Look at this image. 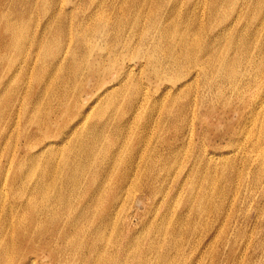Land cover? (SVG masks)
Returning a JSON list of instances; mask_svg holds the SVG:
<instances>
[{"label":"rangeland","instance_id":"rangeland-1","mask_svg":"<svg viewBox=\"0 0 264 264\" xmlns=\"http://www.w3.org/2000/svg\"><path fill=\"white\" fill-rule=\"evenodd\" d=\"M248 1L250 3L252 0ZM136 2L138 0H0V57L3 56V61H0V91L8 89L9 92H13L14 89L18 88L20 82L23 83L20 86L28 91L34 88L39 90L40 87L48 83L49 74L54 70L39 66L38 63L32 64V61H29L32 54H28V51L19 59V56L16 58L18 61H15L14 66L13 57H10L5 48L10 37L5 34L4 16H10L14 19L20 18L26 24L28 23L36 34L37 31H41L40 25H43V27L45 24L52 26L53 23L55 30L63 31L59 35L61 44L65 51L70 52L65 56L68 60L61 66L63 70L59 71L57 75L60 78L58 85L65 82L66 75L69 78V83L66 87L62 86V89L59 86L57 87L59 90L57 96L59 97L56 99V104L58 103L59 107L51 109V106L46 105L42 126L27 127V124L23 123L32 107L30 110L21 112V117L16 122H11L10 118L7 117V110H0V120L4 117L0 123V212H6L7 210H9L8 212H15L16 205L20 201L26 202L28 200L26 197L23 198V195L17 194L16 189L14 190L13 178L19 181L24 180L23 182L31 190L49 187L52 190L58 188L56 193L47 191L44 196L36 199V202L42 204L39 209L40 212H53L55 210V212H63L64 215L68 212H84L87 210L86 206H88L90 198L84 187H89L86 179L91 173L94 172V175L98 177L97 184L93 185V190H96L98 185L104 186L106 194L102 200L105 202L108 194L107 200L109 201L112 192L121 185L118 182H121L122 177L119 178L116 175L127 169V163L132 158H138L137 160L141 162L143 168L144 165L147 166L146 161L149 156L154 154L152 157L154 164L159 169L160 165L167 167L165 172L159 171L162 176H175L167 181V183L170 182L168 185L172 187L171 190L175 188L178 181L183 185L182 195L175 196L173 199L176 202L177 209L175 212H170L167 217L170 223H175L181 213L194 212L193 210L183 211L181 207L187 202L186 196L189 191L193 189L200 195L199 191L206 187L202 180L193 181V175L196 172H200L207 177L210 175L207 171L206 161L204 162L203 159H207L208 156L232 152L236 153L235 156H233L234 154L231 155L234 157L235 162L232 174L234 177L236 174V182L229 183V186H226L224 179L219 176L218 187L222 191V196L216 195L213 197L207 211L214 212L216 208H219L220 212H234L231 219L236 218L243 221L241 231L238 233V235L241 234L239 235L240 240L233 244L232 250L230 248L225 250L227 254H230V256L225 257L227 261L225 264H244L243 260V262L237 263V256L243 254H246L245 262L251 257H259L256 264H264V252L262 251L264 249L262 246V242H264V112L260 111L258 114L251 116L247 108L252 103L256 104L264 101V84L262 88H258L263 82L259 76H264V70L258 76L253 74L256 64L259 65L262 62L264 68V58L260 59L259 54H257L252 58L251 66L246 60L243 62L238 61L239 63L242 62L238 64L237 69L243 74L239 80V85L243 91L234 90L230 84L224 83L226 94L221 97L213 96L217 90L216 85L213 84L207 87L201 70L195 68L194 65L189 67L186 72L182 69V75L180 77L174 76L173 79L169 74L170 71L167 70L157 74L151 62L154 60V56L156 57L153 44L157 43L160 34L156 33V35L151 29L147 39L141 41L139 33L129 32L128 29L135 30L130 24L138 18L136 15L143 13L140 18H143L141 24L149 22V18L153 16L156 17L153 19L154 30H157L156 26L165 14L168 15L165 19L166 22L175 20L174 23L168 22L175 31H179L181 27H186L189 22L188 18L195 19L192 22L193 29L189 33L194 42L201 43L199 49L204 46L202 42L206 41V37L213 36L210 26L215 27L222 18L219 15H213V18H211L209 8L206 6L212 0H178L176 6H174L175 0H154L152 5L144 8V11L135 7ZM100 3H103L101 8ZM15 6L19 10L14 13ZM60 6H63L62 11H58ZM249 12L251 14L248 16ZM87 14L98 18L101 14L107 16L103 18L107 20V26L115 32L111 34L113 36L112 42L118 40V38L121 39L123 35H126L127 40L124 43H114V49L109 52L107 49V34L102 31L94 34L92 29L88 39L92 42L91 44L96 43L98 48L90 50L89 45L82 44V49L86 50L87 48V51L90 50L91 53L87 55V53L84 54L82 51H78L76 56L73 53L76 42L75 27ZM243 14V20L240 22V26H243V28L237 31L241 34L247 32L244 29L245 26L249 25L250 28V26L258 24L254 10L245 9ZM94 24L96 31L99 30L100 27L97 22H94ZM145 26L147 25H144L142 31L150 28H145ZM69 28L72 29L75 35H73L71 48L68 50V43L65 39L70 30ZM261 33L264 36V28ZM129 36L131 43H129ZM138 39L140 40L138 41ZM224 40L220 41L215 50L216 54L224 55L222 47ZM144 43L149 44V50L138 49ZM149 52L150 54H148ZM116 54L117 57L114 56ZM233 55L234 53L231 52L230 56L233 57ZM116 58H120V60L113 61ZM129 60L138 63V67L126 80L127 84L123 86V89L127 87V92H129L131 83L138 85L140 91L143 90L144 94L148 92L150 95L158 89H163L164 86H161L163 83L165 85L175 83L177 87H181L189 82L185 92L188 95L189 111L186 112L185 119H180V121L178 119V121L172 122L168 129L163 130L162 127L167 124L164 119H168L166 113L160 111L151 120L149 117L152 116V113H150L149 103L145 102L131 116L125 113H116L115 107H111L105 111V115L101 116L100 120H89L85 127H81L72 139L69 137L68 140L60 142L57 135L60 134L61 129L68 131L66 128V126L69 127L68 123L77 117L80 110H85L86 106L91 103L90 100L89 102L85 101L86 103L80 101L76 104L71 93L73 88L80 87V84L86 86L85 82L91 79L84 94V98L88 97L92 94L93 90L91 88L95 77L103 71V68L108 66V69H111L110 71H114L111 74L120 72L122 77L126 71L121 68L118 70L116 65ZM197 74L201 77L194 80ZM116 77L117 75H112L108 78L106 84V88L110 89L108 93L120 86L118 85L120 82H117L118 78ZM244 91L248 96L241 98ZM127 92L124 96L125 99L121 102V107L124 108L123 111L129 112V108L134 103L131 100H135L136 97L132 95V91ZM3 95L6 97L8 95L7 91ZM153 99L149 98L148 100L152 102ZM8 100L10 101V98ZM21 100L23 101L19 94H14L12 104L16 101L20 103ZM92 101H94L92 106L95 109L98 108V110L104 104V102ZM18 104L15 106L16 108ZM25 106H29L28 101L25 102ZM159 116L161 117L159 118ZM23 117L24 121L22 120ZM148 124L151 125L148 126ZM175 125L180 129L179 131L175 129ZM40 127L43 128V133L47 132L51 138H44L40 145L33 143L29 151L23 150L26 139L30 138L32 133ZM105 127L107 129L102 131ZM179 133H184L187 139L185 142L178 140ZM230 139L237 145L230 147ZM52 141L58 144H53L50 147L45 146ZM134 152H136L135 155H133ZM21 160L26 165H21ZM50 162L51 166H49ZM246 162H250L251 169H247ZM65 163L70 164L67 173L62 170ZM32 168L37 170V174L32 172ZM259 169L263 172V176H261L260 182L258 180V183H255ZM77 171L81 173L80 185L76 184L78 187L80 186L78 191L73 190L75 184H67L68 179H71ZM113 178L115 179L113 180ZM140 182L139 178L138 185L130 188L132 191L130 198L125 199L128 195L126 194L122 202L123 210H126L129 206L124 219L125 222L131 223V231L123 228L121 223H114L110 226L108 234L111 239L109 243H105L111 244L110 250L117 251L118 249L123 255L125 247L128 248L145 242L146 235L154 231V226L151 227L150 223L154 222L152 219L159 218V215H155L156 212L161 215L166 214L162 205H159L160 200L155 201V198H152L153 195L144 191L143 184H139ZM21 186L22 183H19L18 187ZM15 196L18 197L15 198ZM134 200H140L142 203L134 207ZM155 203L158 206L154 205ZM193 216L194 213H192ZM209 218L210 225L215 228L213 232L217 228L223 227L225 220L228 219L227 214L218 220L213 217ZM224 230L223 232H217L220 242L216 244L214 242L208 250L209 258L214 260L213 264H217L215 257L218 249H220L218 246L228 236V229L225 228ZM201 233L202 231L197 234V237ZM202 235H206V239H208L212 236L211 230L203 232ZM202 237H199L198 240H201ZM192 241L191 237L183 235L180 243L184 245ZM114 245L116 248L112 249L111 247ZM59 246L62 247L63 244L60 243ZM59 246L57 248H60ZM94 259H97V257H94ZM42 262L52 261L48 259L42 260Z\"/></svg>","mask_w":264,"mask_h":264},{"label":"bare ground","instance_id":"bare-ground-1","mask_svg":"<svg viewBox=\"0 0 264 264\" xmlns=\"http://www.w3.org/2000/svg\"><path fill=\"white\" fill-rule=\"evenodd\" d=\"M153 3L154 0H138V2L135 3V7L144 11L145 7ZM177 3L178 0H175L174 6H176ZM240 3L241 0H212L211 3L209 2L206 7L209 8L211 18H213V15H219L222 20L215 27H212V25L210 26V31L213 32V36L206 37V41L202 42L204 45L202 49H199L201 43L194 42L189 33L193 29L192 22L195 20L193 18L187 19L189 22L186 27H181L179 31H175L171 24H168V22L174 23L175 20L166 22L165 19L168 15L165 14L164 17L162 16L159 20L156 26L157 30H154L153 19L156 17L153 16L149 18V22L141 24L143 19H140L143 15L141 12L142 14L136 15L138 18L130 24L135 30H128L129 32L139 33V35H141V41L147 39L151 29L155 34H160L157 43L153 44L156 57L154 56V60L151 62L157 74L167 70L168 72L170 71L169 74L171 79H173L174 76L180 77L182 75V69L186 72L189 67L194 65L196 66L195 68L201 70L204 83L207 87L213 84L216 85L217 90L213 96L221 97L226 94V86L224 83L230 84L234 90L243 91L242 87L239 85V80L242 78L243 74L237 69L238 64L246 60L251 66L252 58L257 54H259L260 59L264 58V36L261 33L264 28V0H252L250 3L248 0H242L241 5ZM99 6L101 8L103 3H100ZM248 8L254 10L256 19H258V24L250 26V28L249 25L245 26L244 29L247 30L245 34L237 33V31L243 28V26H240V22L243 20L245 9ZM16 10L19 9L15 6L14 13ZM62 10L63 6H60L58 11ZM250 14L251 12H249L248 16ZM103 17L107 16L101 14L100 18H98L97 16L87 14L83 16L82 21L76 24V42L73 51L76 56L78 51H82L84 54L87 53L88 55L91 53V49L98 48L96 43L91 44L92 42L88 39L92 29L94 34L96 32V34L100 33L99 31L107 34V49L109 52L114 49V43H124L127 40L126 35H123L121 39L118 38V40L112 42L113 36H111V34L113 30L111 27L107 26V20ZM3 21L6 27L5 34H8L10 37L5 48L10 57H13L12 62L14 66L15 61H18V59L24 56L28 51V54H32L29 60L32 61V64L38 63L39 66L41 65L42 67L54 70L49 74L48 83L40 87L39 90L34 88L35 90L32 89L28 91L20 86L23 84L20 82L17 86L18 88L14 89L13 92H9L8 89L0 91V110H7V117L10 118L11 122H16L20 119L21 112L28 109L30 110L32 107L31 112L27 113L25 121L23 117V123H26L27 127L41 125L45 116L46 105L51 106V109L59 107L58 103L56 104V99L59 97L57 96L59 92L57 87L59 86V88L62 89V86L66 87L69 83V78L66 75L65 82L58 85L60 78L57 75L59 71L63 70V68H61L63 63L68 60L65 56L70 53L69 51H65L61 44L59 35L62 34L63 31L59 32L55 30L52 23V26L45 24V28L43 25H40L41 31H37L38 33L36 34L32 31L31 26L20 18L14 19L10 16H4ZM94 22H97L100 27L97 31ZM144 25H147L145 28H150L146 31H142ZM69 29L65 39L68 43V50L71 48L73 35H75L72 29ZM198 29L201 30L199 27ZM174 33L176 39L174 38ZM222 39H225L222 45L224 55L216 54L215 50ZM139 40L140 39H138V41ZM129 43H131L130 36ZM82 44L89 45L90 50L87 51V48L86 50L82 49ZM148 48H150L148 43L141 44V47H138L139 50L144 51L149 50ZM32 50L34 51L31 52ZM150 52L148 54H150ZM231 52L234 53L233 57L230 56ZM114 56L117 57V54ZM17 57L18 59H16ZM119 60L120 58H116L113 61ZM0 61H3V56L0 57ZM124 61L116 66L118 70L121 68L127 73L125 72L121 77L120 72L111 74L114 71H110L111 69H108V66L107 68H103V71L95 77V81L91 88L93 91L90 96L84 98L86 87L91 81L90 77H88L90 80L85 82L86 86L85 84H80V87L77 86L73 88L71 93L76 104L80 101L81 103H86L85 101L89 102L90 100L91 103L86 106L85 110H80L77 117L68 123L69 127L66 126L68 131L63 130V128L61 129L60 134L57 135L60 142H64L66 139L68 140L69 137L72 139L80 131L81 127H85L89 120H100L101 116L105 115V111L111 107H115L116 113H125L131 116L134 115L145 102L149 103L150 113H152V116L149 117L151 120L154 119L156 116L155 114H158L160 111L166 113L168 119H164V121L168 125L165 124L162 127L163 130L168 129L172 122L178 121V119L179 121L180 119H185L186 112L189 111L188 95L185 93L189 82L181 87H177L175 83L173 85H165V83H163L161 84V86H164L163 89H158L150 95L148 92L144 94L143 90L142 92L140 91L138 85L131 83L129 92L132 91V95L136 98L135 100H131L134 103H132L129 108V112L123 111L124 108L121 107V102L125 99L124 96L127 92V87L123 89V86L127 84L126 80L129 79L131 74L138 67V63L134 60ZM238 61L242 62L239 63ZM238 68L240 69V67ZM92 70L94 71V69ZM263 70V63L261 62L259 65L256 64L253 74L258 76ZM112 75H117V82H120V84H118L120 86L117 89H112L111 93H108L110 89L106 88V84L108 83V78ZM200 77L201 75L197 74L194 80ZM259 78L263 81L258 87L260 89L264 84V76H259ZM6 91L8 95L5 97L3 93ZM65 91L67 92L66 89ZM14 94H19L23 101L21 100L20 103L16 101L12 104ZM245 96H248V94L244 91L241 98ZM9 98L10 101L8 100ZM149 98L154 99L151 102L148 100ZM92 100L98 103L104 102V104L100 106L98 110V108L95 109V107L92 106L94 103ZM26 101L29 102V106H25ZM17 104L18 107L16 108L15 106ZM247 108L251 116L258 114L260 111L264 112V101L256 104L252 103ZM160 117L161 116H159V118ZM49 118L51 121V116ZM2 119H4V117ZM77 119L78 121H76ZM47 121L49 122V120ZM150 125L151 124H148V126ZM176 126L177 125H175V129L179 131L180 129ZM106 127L103 128L102 131L106 130ZM49 136L50 134L47 132L43 133V128L40 127L32 133L30 138L26 139L23 150L29 151L33 143L40 145L44 138H51ZM178 140L182 142L187 140L184 133L178 135ZM53 144L58 143L52 141L45 146L50 147L53 146ZM235 145H237V143L230 139L229 146L232 147ZM135 153L136 152H134L133 155H135ZM232 154L235 156L236 153L226 152L220 155L208 156L207 159H203L204 162L206 161L205 164L207 165V171L210 175L207 177L200 172H196L193 175V181L202 180V183H204L206 187L199 191L200 195L197 191H193V189L189 191L186 196L187 202L181 207L183 211L193 210L194 212L181 213L178 219L175 220V223H170L167 217L170 212L176 211L177 205L173 199L175 196L182 195L183 185L178 181L175 188L171 190L172 187L168 185L170 182L167 183V181H170L175 176H162L159 171L165 172L167 167L160 165L159 169L152 159L154 154L149 156V159L146 161L147 166L145 167L144 165L145 168L141 167V162H138V158H132L131 161L127 163V169L123 173H118L116 175V177H122L121 182H118L121 185L112 192L109 201L107 200L108 194L105 198V202L102 200L103 196L106 194L104 186L98 185L96 190H93V185L97 184L98 177L94 175V172L91 173L90 176H88L87 173L88 178L86 179V183H88L89 187L85 186L84 188L85 192L89 193L90 198L88 206H86L87 210L84 212H68L65 215L63 212H55V210L53 212H40L39 209L42 207V204L41 202H36V199L40 196H44L47 191L56 193L58 188L56 187L52 190L49 187L31 190V188L27 187L26 183L23 182L24 180L19 181L13 178L12 183L14 190L16 189L15 191L17 194L23 195V198L26 197L28 200L26 202L20 201L22 204L20 205L19 203L16 205L15 212H8L9 210L0 212V264H213L214 260L209 258L208 250L214 242L215 244L220 242L217 232H223L225 231L224 229L227 228L229 231L227 234L228 236L221 241L222 244L218 246L220 249H218V253L215 257L217 264H225L227 262L225 257L230 256L225 250L229 248L232 250L233 244L240 240L239 235L241 234L238 235V233L241 231V227L243 226L241 224L243 221L236 218L231 219L234 212H220L219 208H216L214 212H208L207 210L210 207L213 197L216 195L219 197L222 196V191L218 187L219 176L224 179V184H226V186H229V183L232 184L236 182V174L235 177L232 174L234 172L233 166L235 163L234 157L231 156ZM20 164L26 165L22 160ZM246 164L248 166L247 169H251L250 162H246ZM49 166H51V162ZM69 167L70 164L65 163L63 164L62 170L67 173ZM32 172L37 174V170L34 168H32ZM261 176H263V172L259 169L256 174L257 180L255 183H258V180L259 182L261 181ZM139 178L141 180L139 184H143L144 191L153 195L152 198H155V201L160 200L159 205H162L166 214L163 213L161 215L156 212L155 215H159V218H156V220L152 219L154 222L150 223L151 227L154 226V231L148 234L149 237L146 235L145 242H141L132 247H125V253L123 255L118 249L117 251L110 250L109 247L111 244L105 243H109L111 239L108 234L110 232V226L114 223H121L123 228L131 231V223L125 222L124 219L129 206L126 210H123L122 202L126 194L128 195L125 199L130 198L132 192L130 188L138 185ZM80 179L81 173L77 171L71 179H68L67 184L73 183L75 185H80ZM114 179L115 178H113V180ZM19 183H22L20 188L18 187ZM134 183L136 184L133 185ZM78 185L73 186V190L78 191L80 187H78ZM17 197L18 196H15V198ZM141 203L142 201L140 200H134L133 206L135 207ZM154 205L158 206L157 203ZM69 213H71V215H69ZM192 213H194L193 217ZM225 214H227L228 219L225 220L224 226L217 228L219 230L216 229V231L213 232L215 228H212L213 225H210L211 222H209V217L218 220ZM74 230L75 232H73ZM209 230H211L212 236L206 239V235L202 234ZM201 231L202 233L199 237H204L198 240L199 237H197V234ZM183 235L191 237L193 241L181 245L180 242ZM60 243L63 244L62 247L59 246ZM57 246L62 250L57 248ZM262 246L264 248V242H262ZM111 248L114 249L116 247L114 245ZM222 251L224 252L221 253ZM262 251L264 252V249H262ZM94 257H97V259H94ZM245 257L246 254L242 256L238 255L237 263L243 260L244 262H242L244 264H256V261L259 260L257 259L259 257H251L245 262ZM48 259L52 262H42V260Z\"/></svg>","mask_w":264,"mask_h":264}]
</instances>
